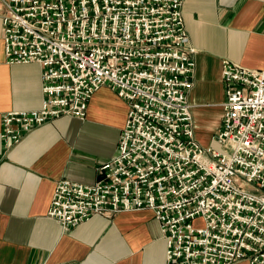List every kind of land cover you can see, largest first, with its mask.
Here are the masks:
<instances>
[{
  "label": "built area",
  "instance_id": "1",
  "mask_svg": "<svg viewBox=\"0 0 264 264\" xmlns=\"http://www.w3.org/2000/svg\"><path fill=\"white\" fill-rule=\"evenodd\" d=\"M184 2L0 0L7 62L40 64L44 94L38 111L3 115L1 138L19 144L53 120H83L108 87L129 106L117 153L95 184L58 181L49 217L68 231L151 210L167 264H264V69L223 62V150L201 145Z\"/></svg>",
  "mask_w": 264,
  "mask_h": 264
},
{
  "label": "crops",
  "instance_id": "2",
  "mask_svg": "<svg viewBox=\"0 0 264 264\" xmlns=\"http://www.w3.org/2000/svg\"><path fill=\"white\" fill-rule=\"evenodd\" d=\"M184 1L196 50L188 102L196 139L214 147L226 104L223 62L264 69V0ZM3 14L0 4V264H167L151 210L93 216L68 231L49 217L58 181H99V167L117 153L129 106L102 87L83 120L62 117L6 144L3 115L38 111L44 94L40 64H8Z\"/></svg>",
  "mask_w": 264,
  "mask_h": 264
},
{
  "label": "rangeland",
  "instance_id": "3",
  "mask_svg": "<svg viewBox=\"0 0 264 264\" xmlns=\"http://www.w3.org/2000/svg\"><path fill=\"white\" fill-rule=\"evenodd\" d=\"M212 148H214L215 150H217V149L223 150V148H221V146L218 143L214 144V147H212Z\"/></svg>",
  "mask_w": 264,
  "mask_h": 264
}]
</instances>
